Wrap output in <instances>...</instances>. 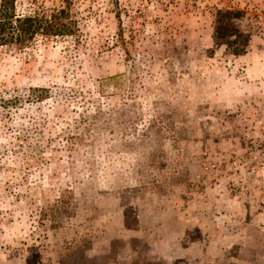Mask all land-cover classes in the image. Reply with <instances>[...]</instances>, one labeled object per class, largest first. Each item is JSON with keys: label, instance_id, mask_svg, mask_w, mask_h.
I'll use <instances>...</instances> for the list:
<instances>
[{"label": "rangeland", "instance_id": "374dc122", "mask_svg": "<svg viewBox=\"0 0 264 264\" xmlns=\"http://www.w3.org/2000/svg\"><path fill=\"white\" fill-rule=\"evenodd\" d=\"M71 1L0 47V264H264V0Z\"/></svg>", "mask_w": 264, "mask_h": 264}, {"label": "trees", "instance_id": "16d2710c", "mask_svg": "<svg viewBox=\"0 0 264 264\" xmlns=\"http://www.w3.org/2000/svg\"><path fill=\"white\" fill-rule=\"evenodd\" d=\"M16 1H0V47L16 46L24 49L38 36L64 38L77 34L76 23L71 19V0H64V5L49 16L18 15ZM241 18L240 11L219 10L214 25L215 47H225L235 57L244 56L251 43V36L238 24ZM120 42L117 40V43ZM0 167L4 168L2 164Z\"/></svg>", "mask_w": 264, "mask_h": 264}]
</instances>
